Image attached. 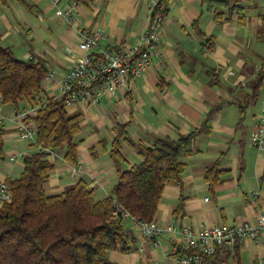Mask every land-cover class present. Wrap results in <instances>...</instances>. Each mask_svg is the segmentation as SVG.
Listing matches in <instances>:
<instances>
[{
  "label": "crops",
  "instance_id": "crops-1",
  "mask_svg": "<svg viewBox=\"0 0 264 264\" xmlns=\"http://www.w3.org/2000/svg\"><path fill=\"white\" fill-rule=\"evenodd\" d=\"M0 2V44L21 59L41 61L60 79L80 54L77 29L102 33L101 44L133 42L149 21V0H91L75 7L72 24L56 14L51 0ZM165 17L160 29L159 59L129 85L105 92L97 104L65 107L80 112L76 166L66 162L63 150L50 151L54 163L44 182L47 193H56L83 178L96 199L110 194L117 168L140 159L137 149L120 139L124 160L110 154L118 124L126 125L135 143L153 145L156 137H178L199 129L192 153L185 162L180 184H167L152 222L161 229L152 245L134 227L131 217L123 224L129 250H111L107 258L117 264H182L171 252L176 223L193 229L214 224L255 222L264 211V149L251 145L249 136L257 116L264 111V80L255 88L264 62V0H164ZM73 0H61L60 7ZM48 97H59L58 88L42 82ZM257 92L256 96H254ZM29 107L0 100L3 156L0 183L17 177L23 157L36 150L33 140L21 139L15 114ZM214 165L221 182L210 186L205 170ZM1 204V201H0ZM180 205V206H179ZM264 257V234L217 247L212 264H258Z\"/></svg>",
  "mask_w": 264,
  "mask_h": 264
},
{
  "label": "trees",
  "instance_id": "trees-1",
  "mask_svg": "<svg viewBox=\"0 0 264 264\" xmlns=\"http://www.w3.org/2000/svg\"><path fill=\"white\" fill-rule=\"evenodd\" d=\"M17 1L28 5L26 0ZM75 1L86 4L91 0ZM46 75L43 62L18 58L11 48L0 44V100L16 107L25 102L37 107L36 114L26 121L35 122L32 144L40 148L23 157L17 177L4 182L8 198L0 204V264H117L107 258V252H124L130 246L124 217L112 213L115 206L152 221L164 187L181 183L185 166L181 157L192 153L193 137L199 129L178 137H156L148 146L131 141L126 125L118 124L110 154L116 162L124 160L117 147L122 138L137 149L140 159L117 168V181L109 195L96 199L83 178L60 192L47 193L44 182L54 167L47 158L50 151L63 150V159L77 164L76 135L82 113H68L62 97L44 93ZM263 77L264 62L257 73L256 89ZM253 93L256 96L257 92ZM3 133L0 127V157ZM219 173L214 165L207 167L205 179L210 186L221 182Z\"/></svg>",
  "mask_w": 264,
  "mask_h": 264
},
{
  "label": "built area",
  "instance_id": "built-area-1",
  "mask_svg": "<svg viewBox=\"0 0 264 264\" xmlns=\"http://www.w3.org/2000/svg\"><path fill=\"white\" fill-rule=\"evenodd\" d=\"M60 1L51 0L56 7V14L70 25L74 21L75 7L79 3L73 0L70 6L60 7ZM165 7L164 0L148 1L149 21L133 42L101 44L102 33L99 30L78 28L77 45L80 54L67 66L60 79H56L53 72H48L45 76L47 81L58 88L64 106L76 103L97 104L103 93L115 92L118 88L128 86L133 78L142 75L151 66L153 57L159 59L160 29L165 17ZM36 109L37 107H24L15 114L19 119L18 134L21 139L34 141L37 126L32 120L26 121V118L34 116ZM249 142L258 149H264V111L256 118ZM6 188L4 182L0 183L1 202L8 198ZM112 213H119L124 218L131 217L134 227L144 233L147 241L152 245L158 244L157 236L161 229L152 221L130 215L119 205L115 206ZM169 230L173 234L171 252L182 264H212L208 257L215 253L218 246L235 244L245 238L256 240L260 234H264V211L258 213L255 222L245 220L235 224L218 223L200 229L178 222ZM257 263L264 264V257Z\"/></svg>",
  "mask_w": 264,
  "mask_h": 264
}]
</instances>
